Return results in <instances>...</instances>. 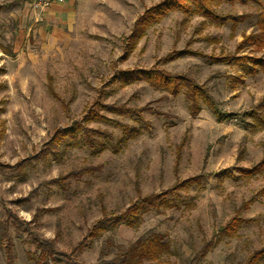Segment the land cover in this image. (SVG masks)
Returning a JSON list of instances; mask_svg holds the SVG:
<instances>
[{
	"label": "rangeland",
	"instance_id": "obj_1",
	"mask_svg": "<svg viewBox=\"0 0 264 264\" xmlns=\"http://www.w3.org/2000/svg\"><path fill=\"white\" fill-rule=\"evenodd\" d=\"M162 1L96 0L71 41L57 36L42 49L27 34L44 22L30 0H0V163L10 166H0V264L9 244L15 264H34L36 237L59 252L76 249L85 264H264V62L251 71L264 45L238 48L259 31L264 0L209 2L219 15H245L237 22L206 17L189 1L131 38L138 17ZM149 70L193 78L231 117L219 121L203 103L192 114L185 90L157 89ZM246 112H254L248 123ZM76 123V137L55 139ZM197 176L136 227L88 236L99 219ZM234 217L238 228L221 232ZM159 234L168 247L158 259L119 255ZM57 258L52 264H65Z\"/></svg>",
	"mask_w": 264,
	"mask_h": 264
},
{
	"label": "trees",
	"instance_id": "obj_2",
	"mask_svg": "<svg viewBox=\"0 0 264 264\" xmlns=\"http://www.w3.org/2000/svg\"><path fill=\"white\" fill-rule=\"evenodd\" d=\"M192 1L196 2V6L200 8L201 12L206 16L213 18L214 20L218 21H224L231 19L232 21H240L244 19L245 15H232L228 14L225 16L219 15L218 13L211 10L209 7V2L211 0H163L162 2L158 3L157 5L152 6L151 8L147 9L144 14L138 17L136 20L134 26H133V33L131 34V38H134L135 40L139 37L138 32L145 31L146 26L158 22L161 18L165 17L168 13L174 10H179L184 6L187 2ZM221 1V0H219ZM226 2H236L239 1L243 4H246L248 2H256V4H261V0H222ZM187 7V6H185ZM198 10V11H199ZM189 11V10H187ZM259 31L254 32L252 34L244 36L243 40L238 45V48L243 47L247 41L250 42V44H254L257 47H262L264 45V16L260 18L258 21ZM2 34H0V37ZM7 53L10 55H14L13 48L11 46H8ZM183 54L189 53V52H182ZM193 55H199L200 53L197 52H191ZM189 53V54H190ZM216 60H219L220 58L214 57ZM213 58V59H214ZM252 61V72H255L258 68L257 65H261L264 62V59L262 58H251ZM147 72V71H146ZM129 73V72H125ZM138 73V72H137ZM139 74H143V72H139ZM139 77V76H138ZM148 81L155 86L157 89H165L169 93L173 95H178L181 90H185L184 94L189 101V109L192 114L196 115L200 112L201 106L200 103H203L209 107L213 114L216 116L217 120L222 121L223 119L230 118L232 114L223 112L221 109H219V103L215 100L214 96L211 94V92L204 86L199 84L196 80H194L191 77L180 75V74H171L164 72L162 70H149L148 71ZM121 79V77H120ZM109 109L118 112L117 109H113L112 106H107ZM4 111V108L0 107V119L1 115ZM127 111H134L132 108H128ZM254 112H246L245 115L242 117V121L244 123L246 122V117L249 115H252ZM88 115V113H87ZM83 120H88V116L86 118H83ZM260 123H264L263 118L260 117ZM253 125H255L253 123ZM79 131V124L76 123L73 125V127L65 128L60 130L59 134L55 136V139H59L61 136L64 137L66 135H71L73 137H76L77 132ZM0 166L3 167H10L7 164L0 163ZM260 167L257 169L264 167V159L259 164ZM201 176L197 177H191L189 179H186L184 181L179 182L174 187L169 188L166 192L163 194H153L150 196H145L143 198L138 199L136 202L131 204L124 212L118 214L117 216L112 217H103L99 219L93 227L90 229V232L88 236L90 237H98L100 233L103 231L109 229L110 227L117 228L121 224H126L129 227H136L138 225V219L141 216L142 213H145L149 211L153 207H158L165 201L164 197L165 195H174L179 192V190L183 189L187 185H192L196 183L199 179H201ZM61 181V178H53L50 180V182H59ZM16 217V216H15ZM17 219V218H16ZM241 220L238 219V217H234L227 226L222 227L220 229L221 232H234L239 225V222ZM4 235H8L7 226L4 228ZM2 237H0V246H3V241L1 240ZM146 236L139 237L135 242H132L129 246L125 247L121 252H119V255L122 259L125 261H134V260H141V259H158L160 256V253L163 251L164 248L168 247L167 243L162 242L163 236L159 234L158 236H149L147 239H145ZM35 243L37 245V249L40 250L39 254L34 257V264H52V261L58 260L57 257H59V254L64 256L65 264H85L82 261H79L75 258L74 254L76 253V249H73L70 253L65 252H59L54 247L53 240L50 239H38L35 238ZM6 246V254H7V262L8 264H15V259L13 256V251L11 250L10 244L5 245ZM209 244H206L203 248V252H206L208 249ZM255 257V256H253ZM253 259L251 258V261L249 264L253 263Z\"/></svg>",
	"mask_w": 264,
	"mask_h": 264
},
{
	"label": "crops",
	"instance_id": "obj_3",
	"mask_svg": "<svg viewBox=\"0 0 264 264\" xmlns=\"http://www.w3.org/2000/svg\"><path fill=\"white\" fill-rule=\"evenodd\" d=\"M96 0H67L65 3L54 5L46 14V19L41 25H37L33 29V25H30L28 35L32 34L35 37L39 36L37 41L38 47L42 49H49L51 46L54 48V45H57V36H60V40L64 38L71 41L75 30L79 24L85 26L86 18H93L91 14L93 7L90 5L93 4ZM31 16L28 15L30 20ZM35 26V25H34ZM33 29V30H32ZM59 40V41H60ZM54 45H53V44ZM33 47V46H32ZM37 44L35 45V48ZM31 60H34L31 58ZM34 62V61H33Z\"/></svg>",
	"mask_w": 264,
	"mask_h": 264
},
{
	"label": "built area",
	"instance_id": "obj_4",
	"mask_svg": "<svg viewBox=\"0 0 264 264\" xmlns=\"http://www.w3.org/2000/svg\"><path fill=\"white\" fill-rule=\"evenodd\" d=\"M67 0H30V9L36 16V21L42 22L46 19L47 12L56 4L65 3Z\"/></svg>",
	"mask_w": 264,
	"mask_h": 264
}]
</instances>
